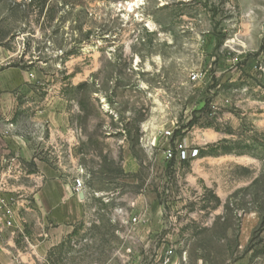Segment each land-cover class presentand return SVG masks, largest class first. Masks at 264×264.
Here are the masks:
<instances>
[{
	"label": "rangeland",
	"instance_id": "1",
	"mask_svg": "<svg viewBox=\"0 0 264 264\" xmlns=\"http://www.w3.org/2000/svg\"><path fill=\"white\" fill-rule=\"evenodd\" d=\"M134 1L0 0V67L65 113L38 157L85 210L46 262L264 264V0Z\"/></svg>",
	"mask_w": 264,
	"mask_h": 264
},
{
	"label": "crops",
	"instance_id": "2",
	"mask_svg": "<svg viewBox=\"0 0 264 264\" xmlns=\"http://www.w3.org/2000/svg\"><path fill=\"white\" fill-rule=\"evenodd\" d=\"M35 85L19 67H0V199L8 205L0 211V264H47L48 251L70 236L72 225L85 215L64 170L38 157L54 134L65 137L68 125L65 113L57 115L47 101L41 112L25 110L37 97ZM20 117L34 124L32 131L43 139L36 143L23 137ZM17 197L32 199L34 205L25 207ZM8 211L12 227L5 225Z\"/></svg>",
	"mask_w": 264,
	"mask_h": 264
},
{
	"label": "built area",
	"instance_id": "3",
	"mask_svg": "<svg viewBox=\"0 0 264 264\" xmlns=\"http://www.w3.org/2000/svg\"><path fill=\"white\" fill-rule=\"evenodd\" d=\"M167 135L168 136H171V133L170 132H167ZM186 157V154H185V150L183 149L182 146H179L177 148V159L179 160H184ZM82 187V180L81 178H77L76 180H74V188L77 190V189H80ZM6 206V203H5V200L4 199H0V211L3 210V208H5ZM11 211H8L5 215L7 217H9V219L5 222V225L7 227H12V222L10 220V217H11ZM164 264H167V261H165Z\"/></svg>",
	"mask_w": 264,
	"mask_h": 264
},
{
	"label": "bare ground",
	"instance_id": "4",
	"mask_svg": "<svg viewBox=\"0 0 264 264\" xmlns=\"http://www.w3.org/2000/svg\"><path fill=\"white\" fill-rule=\"evenodd\" d=\"M139 1H140V0H135L132 4H130V5H129L130 10H131L134 6L138 5Z\"/></svg>",
	"mask_w": 264,
	"mask_h": 264
},
{
	"label": "trees",
	"instance_id": "5",
	"mask_svg": "<svg viewBox=\"0 0 264 264\" xmlns=\"http://www.w3.org/2000/svg\"><path fill=\"white\" fill-rule=\"evenodd\" d=\"M82 87H83V85H82V84L78 86V88H82Z\"/></svg>",
	"mask_w": 264,
	"mask_h": 264
}]
</instances>
